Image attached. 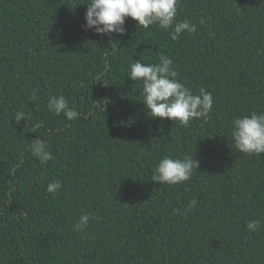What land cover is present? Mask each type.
Segmentation results:
<instances>
[{"label":"trees","instance_id":"1","mask_svg":"<svg viewBox=\"0 0 264 264\" xmlns=\"http://www.w3.org/2000/svg\"><path fill=\"white\" fill-rule=\"evenodd\" d=\"M87 3L0 0V264H264V153L232 137L234 119L264 113V0H178L169 29L128 17L110 36L82 27ZM181 21L195 31L173 39ZM161 54L193 94L212 93L206 119L147 115L128 73ZM61 95L77 119L48 110ZM35 139L52 160L28 150ZM164 156L199 168L153 182Z\"/></svg>","mask_w":264,"mask_h":264},{"label":"clouds","instance_id":"2","mask_svg":"<svg viewBox=\"0 0 264 264\" xmlns=\"http://www.w3.org/2000/svg\"><path fill=\"white\" fill-rule=\"evenodd\" d=\"M177 3L178 0H90L85 12V24L82 27L93 30L98 35L110 36L113 33L124 35L125 20L130 17L143 28L156 24L167 30L173 26L176 18ZM174 29L173 39L184 30L195 31V26L187 21H181L175 23ZM172 65L173 61L164 54L160 55L157 64H144L138 61L130 65L128 78L142 83V103L147 109V115L161 120L167 118L178 121L185 126L190 120L206 119L213 107L212 93L201 88L198 95L193 94L176 79L178 73ZM47 108L56 115L65 114L69 120L77 119L79 116L74 109L69 108L68 101L62 95L49 97ZM25 119V113H16L17 122ZM232 137L235 147L240 152L247 155L264 153V113H252L234 119ZM28 150L41 164L53 159L44 140H33ZM194 168H199V165L197 160L193 161L190 156L175 159L164 156L154 168L151 180L159 184H179L191 179ZM60 187V181L56 180L48 184L47 191L56 193ZM196 206V200L193 199L185 211H190ZM92 219L95 217L90 213L81 215L75 223L74 230L85 229ZM260 224V220H251L246 223V228L256 232Z\"/></svg>","mask_w":264,"mask_h":264}]
</instances>
